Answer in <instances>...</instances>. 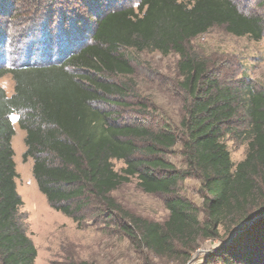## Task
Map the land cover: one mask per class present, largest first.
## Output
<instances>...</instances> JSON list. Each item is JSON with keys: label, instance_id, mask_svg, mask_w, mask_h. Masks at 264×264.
Listing matches in <instances>:
<instances>
[{"label": "trees", "instance_id": "obj_1", "mask_svg": "<svg viewBox=\"0 0 264 264\" xmlns=\"http://www.w3.org/2000/svg\"><path fill=\"white\" fill-rule=\"evenodd\" d=\"M21 1L0 0V18ZM81 1L92 5L86 19H94L93 26L81 21L75 42L73 35L60 33L56 61L50 62L45 44L44 62L0 69V78L8 75L14 83L10 97L0 87V264H34L37 257L19 213L23 202L15 183L14 115L24 132L22 159L32 161L37 190L51 210L78 229L88 222L114 228L156 259L186 264L201 242L219 238L221 228L232 237L242 225L214 259L264 264V90L222 85L189 49L198 36L216 28L260 42L264 0H136L132 5L111 0L114 6L105 9L94 0H75L70 10L60 11L59 25L85 16ZM6 35L0 30L1 44ZM130 51L177 58L179 87L186 97L177 128L165 118L151 123V115H141L147 105L131 97L135 90L127 81L135 72ZM238 122L242 130L236 129ZM237 132L246 135L248 151L233 165L222 138ZM178 144L183 171L163 160ZM114 161L123 168L116 171ZM132 179L144 194L164 197L168 216L163 224L116 202L112 193ZM186 179L199 182L203 213L178 195Z\"/></svg>", "mask_w": 264, "mask_h": 264}, {"label": "rangeland", "instance_id": "obj_2", "mask_svg": "<svg viewBox=\"0 0 264 264\" xmlns=\"http://www.w3.org/2000/svg\"><path fill=\"white\" fill-rule=\"evenodd\" d=\"M73 1L75 0L70 2L69 0H22L19 7L10 9L9 16H2L0 30L7 35L3 38L4 43H0V69L42 63L48 45L51 53L50 62L56 61L59 58L56 53L60 33L73 35L75 42L78 33L76 27L83 25L81 21L85 20V23L91 24L89 27L93 26L91 22L94 19H86V14L92 5L89 2L84 4L83 1L78 3L82 5L81 9L85 14L81 20L71 18L70 21L63 20L62 25L58 24L60 11L70 10L74 5ZM94 1L101 9H105L111 3V0ZM135 1L118 0L117 4L125 2L132 5ZM111 5L114 6L113 3ZM48 18L52 20L48 22ZM42 33L47 35L46 41ZM189 49L207 63L210 77L219 80L222 85L236 89L248 84L264 90V39L260 42H252L247 38H234L222 29L216 28L198 36L191 42ZM128 55L134 62L135 70L134 75L127 79L135 90L131 97L135 98L136 102L147 105L146 111L141 115H151V123L156 122L158 118H165L169 124L177 128L182 120L186 102L184 92L179 87L181 79L177 77V58L174 55L161 57L154 52L138 54L130 51ZM0 87L7 97L13 94L14 83L10 76L0 78ZM11 120L14 127L12 149L15 174H17L16 192L23 202L19 213L24 218V229L37 249L34 264H67L76 261H86L91 264H183L178 259H156L146 250L137 249L129 244L125 238L116 233L114 228L105 229L101 226H92V223L88 222L85 228L78 229L62 213L51 210L45 197L37 190L31 174L32 161L23 162L24 132L18 127V119L15 115ZM235 127L238 130L243 129L240 122L236 123ZM222 142L230 154L233 165L245 159L248 151L246 135H240L238 132L225 135ZM163 160L176 170L183 171L185 163L181 144L166 151ZM113 165L116 171L123 168L122 163L117 161H114ZM177 189L180 197L189 200L203 213L202 191L198 181L186 179ZM112 196L121 208L142 219L159 224L166 221L168 212L164 207V197L144 194L138 188L135 179L118 188ZM239 230L240 227L235 231L239 233ZM236 234H232V237ZM232 237L221 228L219 238L201 242L191 253L186 264H221L214 259L216 253L222 248L223 243H228Z\"/></svg>", "mask_w": 264, "mask_h": 264}, {"label": "water", "instance_id": "obj_3", "mask_svg": "<svg viewBox=\"0 0 264 264\" xmlns=\"http://www.w3.org/2000/svg\"><path fill=\"white\" fill-rule=\"evenodd\" d=\"M262 216H264V214H263ZM259 217H260V216H257L256 218L250 220V221L248 222V224H251L253 221L257 220ZM241 226H242V225H241ZM241 226H240V227H241ZM236 233H238V231H234L233 235L236 234Z\"/></svg>", "mask_w": 264, "mask_h": 264}, {"label": "crops", "instance_id": "obj_4", "mask_svg": "<svg viewBox=\"0 0 264 264\" xmlns=\"http://www.w3.org/2000/svg\"><path fill=\"white\" fill-rule=\"evenodd\" d=\"M24 137V136H23ZM23 141H24V139H23Z\"/></svg>", "mask_w": 264, "mask_h": 264}]
</instances>
